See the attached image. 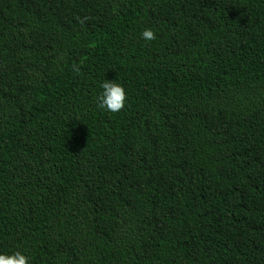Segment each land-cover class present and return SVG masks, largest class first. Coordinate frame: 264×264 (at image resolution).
<instances>
[{
  "label": "trees",
  "instance_id": "16d2710c",
  "mask_svg": "<svg viewBox=\"0 0 264 264\" xmlns=\"http://www.w3.org/2000/svg\"><path fill=\"white\" fill-rule=\"evenodd\" d=\"M105 80L119 113L96 107ZM17 251L264 264V0H0V254Z\"/></svg>",
  "mask_w": 264,
  "mask_h": 264
},
{
  "label": "clouds",
  "instance_id": "9594fccd",
  "mask_svg": "<svg viewBox=\"0 0 264 264\" xmlns=\"http://www.w3.org/2000/svg\"><path fill=\"white\" fill-rule=\"evenodd\" d=\"M141 38L145 42H151L157 37L152 29L146 28L141 33ZM74 70L79 71V69ZM100 87L102 92L96 97V107L112 114L121 112L128 99L122 85L115 81L105 80ZM0 264H29V258L19 251L11 255L0 254Z\"/></svg>",
  "mask_w": 264,
  "mask_h": 264
}]
</instances>
